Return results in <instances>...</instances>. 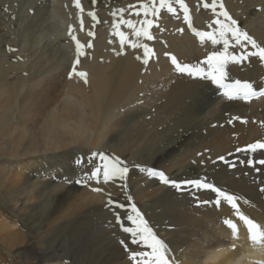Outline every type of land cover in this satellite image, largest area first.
I'll use <instances>...</instances> for the list:
<instances>
[{
    "label": "bare ground",
    "instance_id": "bare-ground-1",
    "mask_svg": "<svg viewBox=\"0 0 264 264\" xmlns=\"http://www.w3.org/2000/svg\"><path fill=\"white\" fill-rule=\"evenodd\" d=\"M225 1L240 29L264 47V0ZM109 2L80 0L81 13L74 0H0V64L8 61L9 54L26 58L24 70L19 69L17 75L0 74V163L11 156V144L4 140L8 123L18 125L36 118L37 125L44 119L43 138L52 131L60 138L56 145L44 144L48 146L45 153L51 154L44 159L49 163L32 160L9 183L8 192L0 179V264H22L32 257L27 253L30 247L39 256L28 264H135L130 253L143 248L132 244L115 222L118 212L125 226L134 227L125 215L131 214V204L169 246V264H255V259L264 258V247L249 239L235 210L223 200L216 207L211 190H197L182 182L200 179L234 194L240 212L264 228V192L260 190L264 165L258 163L264 159V150L244 151L248 145L264 142V96L259 95L264 90V62L249 57L225 66L226 83H251L257 92L247 100H228L224 90L210 81L176 72L171 57L189 55L186 63L193 60L207 71L201 62L213 51L193 38L196 35L174 0L175 14L162 9L160 19L144 17L140 5L150 0H117L111 8ZM195 3L196 8L202 5L200 0ZM116 7L124 10L123 18L132 20L137 29L143 19L153 20L149 31L154 39L136 37L132 29L121 25L127 38L121 50L113 29L121 16ZM196 13L208 18L204 11ZM200 24L208 31V22ZM70 26L72 35L85 45L86 55L80 58L77 71L87 76L86 82L76 75L68 82L77 101L67 98L61 103L57 95L61 78L71 72L76 59ZM137 41L153 50L147 65L143 48L130 47ZM245 49L255 51L249 44ZM245 49L232 43L229 52L240 55ZM154 79L158 82L152 86ZM140 92L146 94L145 104L134 107ZM135 97L137 101L132 100ZM122 107L123 116L114 119ZM95 131L96 139L88 148V135ZM97 152L123 161L129 167L126 181L104 184L101 179L95 186L94 180L87 179L102 163L92 155ZM149 168L181 182L182 190L150 177ZM77 180L88 183L77 184ZM109 199L125 208H113ZM226 219L237 224L236 237L224 224ZM121 240H126L127 250ZM138 259L144 264L150 257Z\"/></svg>",
    "mask_w": 264,
    "mask_h": 264
},
{
    "label": "snow or ice",
    "instance_id": "snow-or-ice-1",
    "mask_svg": "<svg viewBox=\"0 0 264 264\" xmlns=\"http://www.w3.org/2000/svg\"><path fill=\"white\" fill-rule=\"evenodd\" d=\"M93 3H95V0H93ZM174 3L178 4L180 9H182L184 13V19L185 21L189 22V26L191 27L189 21V8L185 4L184 0H174ZM74 6L81 13H83L84 9L81 7L80 0H74ZM203 7L205 9L211 8L212 12L217 17L213 22L216 27L212 31H195V35L199 37L201 43L207 40L210 41L213 46L222 44L223 51H213L206 57L202 63L207 66V71L205 68L200 66L193 67L188 64L181 65L173 56L171 57V62L174 65L176 72L180 74H187L189 77L210 81L211 84L215 85L218 89L224 90L223 95L228 100L241 98L247 100L249 97L257 96V92L254 90L253 84L251 83H241L239 80H236L234 83H226L225 81L228 79V74L225 71V66L229 62L238 63L248 59L249 57H258L261 62H264V47H261L256 42V40L248 35L246 31H242L240 29L238 22L233 19L231 15H229V12L225 9V6L222 2L218 3V0H211V3L205 2ZM140 8L143 9L144 17H148L149 15L159 16L162 9H166L168 13L175 14L176 12V9L173 7V0H158V6L157 0H150V3L141 4ZM119 12L121 13L120 19L118 22L113 23V29L114 34L119 37L121 50H123L127 39L125 33L120 30L121 25L132 29L136 37H143L149 41L154 39L153 35L149 31L154 25L153 20L147 18L143 19L140 21L143 26L137 29L132 20L123 18V9H120ZM135 14L139 16L140 12L137 11ZM88 15L94 21L97 19L93 12H89ZM112 15L116 16V13H113ZM220 17H223V19H220ZM80 27L82 30V19ZM69 35L71 40L75 42L76 55L75 62L71 66L70 78L72 75H76L83 78L86 82L87 74L82 71H77V66L81 63L80 58L86 55L84 51L85 45L81 44L75 35H72L71 27L69 29ZM88 35L92 36L93 33L89 32ZM232 43L239 45L241 49H245V45L249 44L255 51L249 52L245 49V51H243L240 55H231L229 54L228 50ZM86 47L92 48V44L87 43ZM130 47L133 49L141 47L143 48V63L145 65L148 64L149 54L151 53L154 55L153 50L149 48L147 44H140L137 41L135 43H131ZM117 54L119 55L120 53L118 52ZM137 58L139 59V57ZM259 95L264 96V90H261ZM257 150H264V142L253 143L244 149L246 153H255ZM92 155L94 157H99V160L102 161V163L95 166V168L90 171V175L87 176V179L95 180L97 184L101 183V179L104 184L115 180L126 181L129 173V167L124 165L123 161H121L119 158H112L103 152L93 153ZM220 159L223 160V157ZM258 163L264 165V159L259 160ZM248 164L252 165L253 161L249 160ZM147 174L150 177L158 178L159 181L165 185H171L178 191L182 190L181 182L170 180L163 171L149 168L147 169ZM76 183L82 184L84 181L77 180ZM182 183L184 185L193 186L197 190H211L216 194V207H220L222 200L227 202V204L230 205L233 210H235V214L237 215L238 219L242 221L244 225H246L249 239L253 242V244L264 247V228L240 212L239 206L237 204L238 198L234 194H229L220 188L200 179L188 180ZM122 186H126V184ZM260 190L264 192V188H261ZM93 191L99 192L102 191V189L94 188ZM107 203L115 209L125 208V205L119 204L118 202L111 199H109ZM201 203L207 204L209 202L202 201ZM130 213L131 214L125 213L126 219L127 221L131 222L134 227L125 226L122 222L123 218L118 212L116 213L115 217V222L120 225L121 230L124 233L128 234V236L131 238V243L142 246L143 248L141 251L132 250L129 259L135 262V264H141V260L138 258L150 257V259L144 261V264H169V260L166 255L169 251V246L167 243L158 237L157 233L154 232L153 228L149 225V222L137 209L135 204H131ZM224 224L227 225V227L231 230L233 237H236L238 233L237 224L230 219H226ZM120 243L124 245L126 250L128 249L126 240H121Z\"/></svg>",
    "mask_w": 264,
    "mask_h": 264
},
{
    "label": "rangeland",
    "instance_id": "rangeland-1",
    "mask_svg": "<svg viewBox=\"0 0 264 264\" xmlns=\"http://www.w3.org/2000/svg\"><path fill=\"white\" fill-rule=\"evenodd\" d=\"M200 1L202 2V5L199 8H196L195 0H193V1H190V0L185 1L184 0L185 4L188 6V8L190 7L189 8V15H190V22H191V31H192L193 35L195 34V31H201L202 30V27L200 24L201 22H204V23L208 22V25H207L208 31L213 30V29H211L212 25L216 26L213 22L217 17L212 12L211 8L204 9V7H203V4L205 2L211 3V0H200ZM116 2H117V0H110V2H109L110 8L114 7ZM219 2H222L225 6V9H226V5H225L226 1L225 0H218V3ZM174 6L175 5H173V7ZM131 7H132L131 5L127 6V8H131ZM116 8L120 9V7H116ZM194 8H196V11L199 10L200 13L203 11L205 13H208V18H206V19L200 18L198 16V14L196 13V11L194 10ZM161 12H162V10L160 11L159 19L161 17ZM220 19H223V17H220ZM97 20H95V22L99 23ZM211 22H212V24H210ZM70 27H72V26H70ZM93 36H96V34L93 33ZM193 38H195L196 41H197V39H199L198 36H195ZM199 42H200V44H207V46L208 45L212 46L211 51L219 50L218 45L213 46L210 41L205 40L203 43H201V41L199 39ZM199 42L197 41V43H199ZM181 46L185 47V44H182ZM201 46H203V45H201ZM221 47L223 49V45H221ZM72 48L75 50V46H72ZM229 49H230V47H229ZM206 51L204 53H206ZM200 54H201V52H200ZM229 54H231V53L229 52ZM190 58L191 57L189 55H186L183 59L181 58L182 60L179 57L176 60L181 65L188 64V65L193 66V67L198 66L196 63H194L193 60H191L187 63L185 62V60H187V59L189 60ZM25 59L26 58H24L22 56H15V55L9 54L8 61L6 63L0 64L1 76H3V75H7V76L17 75L19 73V69L24 70V68L22 66L25 65L24 64ZM201 63H199V64L201 65ZM28 75L29 74L25 71L24 76H28ZM71 78H70V73L69 74L65 73V77L63 76L61 78L62 84L60 86L62 87V89H61V92H59L57 94L61 103L66 101L67 98H70V99L72 98V101H77V99L74 98L75 95L72 93V91L68 85V82L73 81V79H75V76L72 75ZM154 80H155V83L151 84L152 86H155V84L158 82L157 79H154ZM139 95H140V96H138L139 99H137L138 101L136 100L137 97L132 99L133 101H135V100L137 101L134 104V107L138 106V105L144 106V104H145L144 101L146 98V94H141V92H140ZM120 110L121 111H118L116 113V114H118V116L114 119H118V118L123 116V114H124L123 112L125 111V108L123 110V107H122ZM86 111H87V109H86ZM2 112H3V110L0 111V115H2ZM16 112H17L18 116L21 115L19 109H16ZM12 117H14V115H12ZM35 121H36V118H32L30 121H26V122L23 121L22 124H18V125L14 124V122L10 123V124L9 123L6 124V128H8V133H7L6 137L4 138V140L11 144V151H10L11 156L7 161H5V162L3 161L0 163V179L2 180V185L5 188V192H8L9 183L16 180V176L21 171V169L23 167L27 166L28 163L34 162L32 160L35 159V161L38 163H46V164L49 163V161H45L44 159L47 157L49 158L51 156V154L45 153V151L43 149L48 148V146L45 147L44 144L56 145L55 142H58L60 140V138L57 136V134L54 131H52L48 134L47 139H44L43 138V136L45 134L44 129L46 126L45 120L44 119L40 120L37 125H35ZM109 126H111V124H109ZM106 132L107 131L104 132V136L106 137V142H107L108 136L105 135ZM96 136H97L96 131L94 134L88 135V138H87V140L89 141V145L87 146L88 148L92 147V144L94 143V140L96 139ZM39 149H42V150H39ZM36 150H38L37 154L31 153V152L36 151ZM57 151L61 153V152L67 151V149H64L63 151H61V149H58ZM60 153H58V154H60ZM92 182L94 183L95 186L98 185L95 180ZM87 183H88V181L86 180L85 183H82L81 185H84V184L87 185ZM0 190H1V188H0ZM2 191H4V189H2ZM27 253L29 256H32L31 258H38V256H39V254L35 251L34 247L28 248ZM82 255H83V253H81V258H82ZM31 258H28L27 260H23L21 263L22 264H28L29 262H31ZM3 264H6V263L4 262Z\"/></svg>",
    "mask_w": 264,
    "mask_h": 264
}]
</instances>
